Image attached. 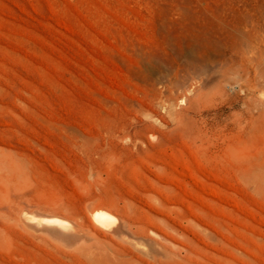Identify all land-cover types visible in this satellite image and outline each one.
<instances>
[{"label":"rangeland","instance_id":"obj_1","mask_svg":"<svg viewBox=\"0 0 264 264\" xmlns=\"http://www.w3.org/2000/svg\"><path fill=\"white\" fill-rule=\"evenodd\" d=\"M263 39L264 0H0V264H264Z\"/></svg>","mask_w":264,"mask_h":264},{"label":"bare ground","instance_id":"obj_2","mask_svg":"<svg viewBox=\"0 0 264 264\" xmlns=\"http://www.w3.org/2000/svg\"><path fill=\"white\" fill-rule=\"evenodd\" d=\"M264 40V39H263ZM264 42V41H263ZM261 58L264 60V48L261 50ZM252 60V59H251ZM253 61V60H252ZM165 79V78H164ZM160 80H161V78H160ZM177 86V85H176ZM173 87V86H172ZM179 88V87H178ZM185 98H187V97H185ZM113 131V130H112ZM154 134V133H153ZM152 137V136H151ZM154 137H156V136H154ZM154 139H157V137L156 138H154ZM154 139H152V140H154ZM95 208L93 209V217H94V219L93 220H95L96 221V223L98 222L100 225H102L103 227H106V228H109L111 225L113 226L117 221H118V219L119 218H117L114 214H113V212H112V210L110 209V208H108V207H106V206H104V205H97V206H94ZM23 210V209H22ZM24 211H26V210H24ZM28 211V210H27ZM24 213V215H21V216H23V217H25L24 219L26 220H28V221H32V222H36V223H38V224H48V226L50 225H57V226H60V227H62V228H64V230H69L68 228H70L69 226L71 225L70 223H69V221L68 220H66V219H64V218H61V217H58V216H51V215H49V216H46V215H37V214H31V213H29V212H23ZM22 217V218H23ZM21 218V219H22ZM23 220V219H22ZM121 220V219H120ZM120 222V221H119ZM97 223V224H98ZM118 223V222H117ZM122 223V222H121ZM98 224V225H99ZM36 225V224H35ZM121 226V225H120ZM166 226V225H165ZM114 227H116L115 228V231L118 229L117 227H119V225H115V226H113V227H110L109 229H112L113 228V230H114ZM120 228H122V227H120ZM119 228V233L120 232H122V231H120L121 229ZM76 229V228H75ZM74 229V230H75ZM103 229V228H102ZM105 229V228H104ZM173 229V228H172ZM175 230V229H174ZM108 231V230H107ZM129 231V230H128ZM110 233H111V231H110ZM112 233H114L113 231H112ZM117 233V231L114 233V234H116ZM118 233V234H119ZM173 233H175V232H173ZM204 233V232H203ZM164 234V233H163ZM130 235H131V233H130ZM111 236V235H110ZM126 241V240H125ZM125 241H123V242H125ZM126 242H128V241H126ZM129 243V242H128ZM127 244V243H126ZM133 245H131V247H132ZM186 246V245H185ZM188 247V246H187ZM133 248V247H132ZM177 248V247H176ZM138 248H136V250H137ZM143 249V248H142ZM141 249V250H142ZM140 250V249H139ZM138 251V250H137ZM143 252H144V250H143ZM147 252V251H146ZM186 252H187V250H186ZM141 253V252H140ZM143 255V254H142ZM146 257H148V256H146ZM138 258V257H137ZM153 258V257H152ZM169 258V257H168ZM194 259V258H193Z\"/></svg>","mask_w":264,"mask_h":264}]
</instances>
